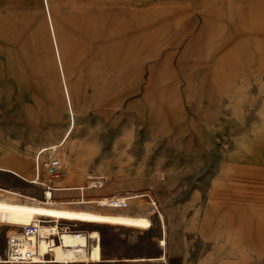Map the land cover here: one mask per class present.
Instances as JSON below:
<instances>
[{
  "label": "rangeland",
  "instance_id": "rangeland-1",
  "mask_svg": "<svg viewBox=\"0 0 264 264\" xmlns=\"http://www.w3.org/2000/svg\"><path fill=\"white\" fill-rule=\"evenodd\" d=\"M0 171V263L264 264V0H0Z\"/></svg>",
  "mask_w": 264,
  "mask_h": 264
},
{
  "label": "built area",
  "instance_id": "built-area-1",
  "mask_svg": "<svg viewBox=\"0 0 264 264\" xmlns=\"http://www.w3.org/2000/svg\"><path fill=\"white\" fill-rule=\"evenodd\" d=\"M61 146L41 147L34 156V164L37 177L41 174V185L46 197H51L54 191L61 189L59 184L67 176V166L58 156L57 152ZM44 173V175H42ZM104 185L102 177H93L87 185L88 189L101 188ZM62 191V190H61ZM40 221L26 225L19 230H12L7 235L6 248L3 263L0 264H49L44 263L48 253L44 254L39 249ZM60 226L71 227L72 233L79 236L83 230L77 229L78 225H64L63 223L52 222ZM51 223V224H52ZM62 231V229H61ZM55 243H60L59 233L50 235L48 249L51 251Z\"/></svg>",
  "mask_w": 264,
  "mask_h": 264
},
{
  "label": "bare ground",
  "instance_id": "bare-ground-1",
  "mask_svg": "<svg viewBox=\"0 0 264 264\" xmlns=\"http://www.w3.org/2000/svg\"><path fill=\"white\" fill-rule=\"evenodd\" d=\"M56 147H57V146H56ZM36 176H37V173H36ZM37 179H39L38 182H39V186H40V185H41V181H42V179H41V174H39V177H37ZM63 180H64V179H63ZM54 193H56V190L54 191ZM43 197H44L46 200H49V199L51 198V197H50V198H49V197H46L44 193H43ZM53 222H54V221H53ZM55 222H57V221H55ZM51 223H52V222H50L49 224H51ZM57 223H58V222H57ZM52 224H55V223H52ZM58 224H59V223H58ZM56 225H57V224H56ZM57 227L60 228V226H58V225H57ZM52 233L57 234L58 231L55 233V232L53 231V227L51 228V231L47 234V236H46V238H45V240H46V242H47V250L44 251V252H42L41 249H40V239L42 238V235H41V223H40V235H41V237H40V239H39V249H40V252H41V253H44V254L48 253V256L45 257L46 260H45L44 263H49V264H55V263H53V262H54V259H52V257H51V253H52L53 248L55 247V244H57V243H55L54 246L52 247L51 251H49V249H48V241H49L50 235H51ZM59 236H60V235H59ZM2 263H3V262H2Z\"/></svg>",
  "mask_w": 264,
  "mask_h": 264
},
{
  "label": "crops",
  "instance_id": "crops-1",
  "mask_svg": "<svg viewBox=\"0 0 264 264\" xmlns=\"http://www.w3.org/2000/svg\"><path fill=\"white\" fill-rule=\"evenodd\" d=\"M68 114V113H67ZM69 116V115H68ZM75 118H76V116H75ZM69 122H70V117H69ZM76 125H77V121H76ZM69 126V125H68ZM68 129V128H67ZM76 129V128H75ZM67 131V130H66ZM66 131H65V133H66ZM64 133V134H65ZM63 134V135H64ZM49 142H51V141H49ZM2 155H7L8 157H10V159H12L13 161L14 160H17V162H19V161H22L23 160V158H14V157H12V155H10L9 153H7V152H4ZM0 173H2L1 171H0ZM25 183H27L28 184V182H26L25 181ZM0 188H13V189H20V188H17V187H15V186H3V185H1V183H0ZM161 255H163V254H161ZM160 255V256H161ZM160 256H158V257H160ZM158 257H151V258H158ZM127 259H132V258H127ZM157 261H159V260H157ZM114 262H116V261H114Z\"/></svg>",
  "mask_w": 264,
  "mask_h": 264
}]
</instances>
